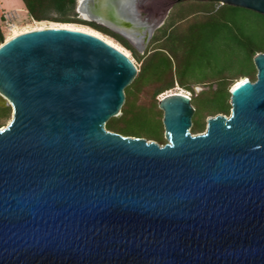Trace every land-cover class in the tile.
<instances>
[{
  "label": "water",
  "instance_id": "obj_1",
  "mask_svg": "<svg viewBox=\"0 0 264 264\" xmlns=\"http://www.w3.org/2000/svg\"><path fill=\"white\" fill-rule=\"evenodd\" d=\"M153 1L76 10L143 53L171 7ZM216 1L264 14V0ZM252 61L203 132L189 95L160 96L158 144L105 128L137 72L121 49L66 27L1 41L0 264H264V52Z\"/></svg>",
  "mask_w": 264,
  "mask_h": 264
},
{
  "label": "trees",
  "instance_id": "obj_2",
  "mask_svg": "<svg viewBox=\"0 0 264 264\" xmlns=\"http://www.w3.org/2000/svg\"><path fill=\"white\" fill-rule=\"evenodd\" d=\"M22 2L32 19L85 24L115 39L139 61L134 78L124 88L120 115L110 117L105 128L122 135L152 139L158 144L166 142L161 110L157 107L159 95L178 92L172 91L175 85L189 93L194 108L190 131L201 132L204 115L229 113V88L235 81L244 77L255 80L252 58L257 52H264V14L216 0L176 2L179 5L171 7L166 22L153 33L149 41L152 47L147 45L141 54L122 36L95 22L65 15L48 16L50 11L59 14L73 11L76 0ZM255 33L263 37L262 42L254 41ZM2 39L0 33V41ZM200 62H204L206 68L203 76L194 71ZM213 67L214 71H211ZM194 84L207 85L208 88L194 95ZM142 93L149 97L148 102L138 101ZM202 96L208 98L210 105L198 106L197 100ZM10 115V106L0 107V117L8 118ZM147 123L155 126L156 133L144 129Z\"/></svg>",
  "mask_w": 264,
  "mask_h": 264
},
{
  "label": "rangeland",
  "instance_id": "obj_3",
  "mask_svg": "<svg viewBox=\"0 0 264 264\" xmlns=\"http://www.w3.org/2000/svg\"><path fill=\"white\" fill-rule=\"evenodd\" d=\"M176 2H178V1H176ZM176 2H170V0H161V1L155 0V1H153V2L150 3V6L152 7L153 10L160 11L161 9L165 8L166 6H168L169 4H171V7L172 6H178L179 4L176 3ZM171 7H170V9H171ZM0 9H4V10L22 9L19 12L18 19H16L10 26H7L3 22L0 21V33L3 35V39L1 41H3V40H5V39L8 38V36L12 33L11 31H12L13 28L14 29H17V30H22V29L33 28V27H36V26H42V27H47V26H51V25L54 26V25H58L60 23H69V24H72V25L80 26V27L91 28V27H89V26H87L85 24H81V23H77V22H60V21H55V20H50V19H43V20H40V21H36V20L32 19L29 16L27 10L23 7L22 0H0ZM168 14H169V12H168ZM168 14H167V17H168ZM60 15L69 16L71 18L72 17H76V18L83 19L82 15L77 12L76 5H75L73 11H67L64 14H62V13L59 14V13H57L55 11H50L48 13V16H51V17H57V16H60ZM167 17L165 18L164 22H166ZM91 29H93V28H91ZM101 34H103V33H101ZM103 35L105 37L109 38L110 40H112L113 42L117 43L118 45H120L117 41H115V39H113L109 35H107V34H103ZM254 41L256 43H260V42L263 41V37L259 33H257V34L255 33L254 34ZM147 45L150 46V47H152L153 44L152 43L149 44V42H148ZM121 47H123V46H121ZM125 50L127 51L128 55L132 58V60L134 61V63H136V65H137L139 63V61L136 60V58H133L131 56V54L128 52L127 49H125ZM235 51H238V50H235ZM218 52H220V51H218ZM217 54L220 56V53H217ZM219 59L221 60L222 58H219ZM203 63L204 62H200L199 66H197L194 69L195 73L198 74L199 76H203V75L206 74V72H205L206 68L204 67V64ZM211 69H212L211 71H214V67L211 68ZM212 86L214 87V84ZM192 87H193V85H192ZM200 87H201V89H199L197 93H199L203 89H207L208 88L207 85H205V86L200 85ZM176 90L177 91H180V92H184V89L183 88H180V87H178V86L175 85L174 88H172V91H176ZM194 95H195V93H194ZM160 96H162V95H159L157 98H160ZM138 101L143 102V103H146V102L149 101V97L146 94H143L142 93V94H140V97H139ZM197 101H198V104H199L198 106L210 105V102L208 101V98L205 97V96H202V98H200ZM229 111H230V109H229ZM222 114H224V113H222ZM225 115H227V114H225ZM209 116H213V115H204V118H203L204 127H203V130L201 132L204 131V129L206 127V119ZM10 117H11V115L8 118L7 117H0V123L2 124L0 127L6 125V123L9 121ZM161 118H162V110H161ZM147 124L144 126V129L146 131L150 132V133H156L155 126L153 124H150V123L148 125ZM198 133H200V132H198Z\"/></svg>",
  "mask_w": 264,
  "mask_h": 264
},
{
  "label": "bare ground",
  "instance_id": "obj_4",
  "mask_svg": "<svg viewBox=\"0 0 264 264\" xmlns=\"http://www.w3.org/2000/svg\"><path fill=\"white\" fill-rule=\"evenodd\" d=\"M47 27H66V28L79 29V30H83V31L89 32L91 34H94V35H97V36L103 38L104 40H106L107 42L113 44L114 46H116L117 48L121 49L122 51H124L128 55L127 51L123 47H121L117 43L113 42L109 38L105 37L103 34H101L97 30H94V29H91V28L80 27V26L69 24V23H60L58 25H54V26L51 25V26H47ZM36 28H43V27L42 26H36V27H33V28L22 29V30H17V29L13 28L12 31H11L12 33L8 36V38H10V37H12V36H14V35H16V34H18L20 32H24V31H27V30H30V29H36ZM178 92H180V91H178Z\"/></svg>",
  "mask_w": 264,
  "mask_h": 264
},
{
  "label": "built area",
  "instance_id": "obj_5",
  "mask_svg": "<svg viewBox=\"0 0 264 264\" xmlns=\"http://www.w3.org/2000/svg\"><path fill=\"white\" fill-rule=\"evenodd\" d=\"M22 9H11V10H4L0 9V21L3 22L5 25L10 26L16 19L19 17V12ZM189 95L187 92H182Z\"/></svg>",
  "mask_w": 264,
  "mask_h": 264
},
{
  "label": "flooded vegetation",
  "instance_id": "obj_6",
  "mask_svg": "<svg viewBox=\"0 0 264 264\" xmlns=\"http://www.w3.org/2000/svg\"><path fill=\"white\" fill-rule=\"evenodd\" d=\"M157 1H161V0H157Z\"/></svg>",
  "mask_w": 264,
  "mask_h": 264
},
{
  "label": "crops",
  "instance_id": "obj_7",
  "mask_svg": "<svg viewBox=\"0 0 264 264\" xmlns=\"http://www.w3.org/2000/svg\"><path fill=\"white\" fill-rule=\"evenodd\" d=\"M23 7H24V5H23Z\"/></svg>",
  "mask_w": 264,
  "mask_h": 264
}]
</instances>
